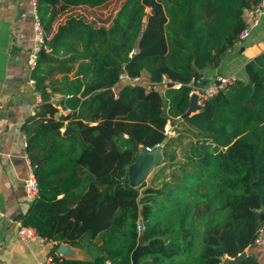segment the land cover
<instances>
[{"label":"trees","instance_id":"1","mask_svg":"<svg viewBox=\"0 0 264 264\" xmlns=\"http://www.w3.org/2000/svg\"><path fill=\"white\" fill-rule=\"evenodd\" d=\"M109 1H36L41 101L23 128L37 193L19 218L45 241L91 254L67 258L54 246V264H131L137 247V264H233L264 220V51L245 63L247 80L186 111L191 84L239 39L259 0H121L107 24L87 19ZM177 117L197 130L179 171L129 185L128 165L146 146L162 143L164 163H175L168 147L179 137L165 125ZM234 264L258 259L247 251Z\"/></svg>","mask_w":264,"mask_h":264},{"label":"crops","instance_id":"2","mask_svg":"<svg viewBox=\"0 0 264 264\" xmlns=\"http://www.w3.org/2000/svg\"><path fill=\"white\" fill-rule=\"evenodd\" d=\"M30 6V0H0V264H37L39 260L51 257L54 247V243L49 241L27 243L17 235V220L30 202L24 186L30 158L27 151L28 131L23 125L39 104L38 91L31 83V70L27 65V52L33 36ZM245 18L248 23L249 17L245 15ZM263 51L264 11L259 15L257 24L249 27L247 34L227 49L217 65L203 69L198 83L205 82L216 73H234L237 79L247 80L245 63ZM171 120L173 123H170ZM178 120L184 119L168 120L172 130L165 129L168 137L175 140L179 137L168 147L171 150H175V144L181 142V132L184 133L176 132ZM184 123L187 126L185 132L195 138L190 137L188 151L184 149L183 156L189 152L190 142L197 137V130L185 120ZM164 162L162 152L157 166ZM146 179L147 176L145 182ZM260 229L264 236V220ZM66 244L69 248L67 255L58 252L56 246L54 252L67 258H91L85 248ZM245 251H251L258 263L264 264V244L253 245Z\"/></svg>","mask_w":264,"mask_h":264},{"label":"built area","instance_id":"3","mask_svg":"<svg viewBox=\"0 0 264 264\" xmlns=\"http://www.w3.org/2000/svg\"><path fill=\"white\" fill-rule=\"evenodd\" d=\"M31 6L29 9V12L33 18V36H32V43L29 46L28 52H27V65L28 68L32 71L36 65V60L38 53L41 49V47L44 44L45 35L43 26L39 21V17L36 10V1L37 0H30ZM264 11V0H259L256 4L253 6L247 8L244 12V15L249 17V21L246 24L245 28L240 32L239 39L244 37L249 27L254 26L258 22L259 15ZM238 39V40H239ZM237 40V41H238ZM121 78L127 79L131 83H135L138 81H143L140 77H129L126 74H121ZM237 79L236 75L234 73L230 74H220L216 73L211 78L207 79L205 82L200 83H192L190 94L196 93L198 98L197 102L198 104H202V101L204 98H208L214 94H216L219 90L227 87L228 85L232 84ZM31 83L34 86V81L31 78ZM180 82L174 83V86H179ZM38 93V99L39 102L41 101V97L39 92ZM67 95H65L66 97ZM53 99H57V97H54ZM1 107V105H0ZM162 147V143H155L153 146H146L144 149L151 151L154 148H160ZM24 186H25V192L26 197L28 199L34 198V196L37 193V179L34 172V169L29 161L28 163V170H27V176L24 180ZM143 226L140 222L137 223V229H142ZM17 235L25 242H31L34 240L43 242L45 239L40 236L38 233L35 232V230L28 225L22 224L21 220H17ZM264 244V236L261 233V229H259L258 234L254 238L253 245L258 246ZM37 264H54L51 257L39 260ZM101 264H112L110 260L106 259ZM261 264V263H258Z\"/></svg>","mask_w":264,"mask_h":264},{"label":"water","instance_id":"4","mask_svg":"<svg viewBox=\"0 0 264 264\" xmlns=\"http://www.w3.org/2000/svg\"><path fill=\"white\" fill-rule=\"evenodd\" d=\"M143 20L146 19V16H143ZM197 94L192 93L190 96L189 106L186 113H192L200 107V104L197 102ZM58 100L53 99L52 102L56 103ZM170 123H173L171 120ZM72 131V126H67L62 130L64 135L69 134ZM162 159V150L160 148H154L151 151L143 149L134 155L133 161L128 165V182L131 186H138L145 181V177L149 174L160 162ZM260 217L264 218V212L260 213ZM53 246L57 247V251L62 255H67L69 253V248L66 243H54ZM139 247L135 248L132 253L131 264H137ZM244 255L246 251L239 253L236 257L230 260L231 263H237Z\"/></svg>","mask_w":264,"mask_h":264},{"label":"rangeland","instance_id":"5","mask_svg":"<svg viewBox=\"0 0 264 264\" xmlns=\"http://www.w3.org/2000/svg\"><path fill=\"white\" fill-rule=\"evenodd\" d=\"M121 0H110L109 2H107L106 4L91 9L89 11H87L85 13L87 19L92 20L95 19L98 22H104L107 24L108 20H110V17L115 13V11L117 10L118 6L120 5ZM179 121V120H178ZM187 126L183 121H179V123L177 124V129L176 132L179 131H184L181 132V142H178L175 144L176 148V157H175V163H173V165H167L166 163L157 166L156 168H154L153 171H151V173H149V175H147V179L146 182L144 181L143 183H145L146 185L148 184H153V185H160L161 181L163 179L165 180H171L172 176H171V172L173 171H179V166L181 164H183L184 159V149L187 148L188 143H189V139L191 136H193L195 138L194 135H191L189 132H185ZM166 130H172L171 129V125L169 124V122H167L166 126H165ZM171 133V131H170ZM188 150L186 149V152ZM189 166H187L188 168ZM154 176V177H152ZM255 246V245H254Z\"/></svg>","mask_w":264,"mask_h":264}]
</instances>
